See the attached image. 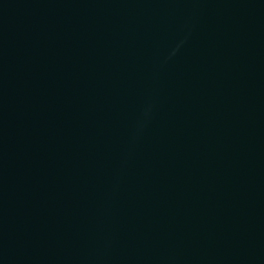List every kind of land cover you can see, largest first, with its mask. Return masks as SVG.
Here are the masks:
<instances>
[{
	"label": "water",
	"instance_id": "obj_1",
	"mask_svg": "<svg viewBox=\"0 0 264 264\" xmlns=\"http://www.w3.org/2000/svg\"><path fill=\"white\" fill-rule=\"evenodd\" d=\"M229 264H264V214Z\"/></svg>",
	"mask_w": 264,
	"mask_h": 264
}]
</instances>
